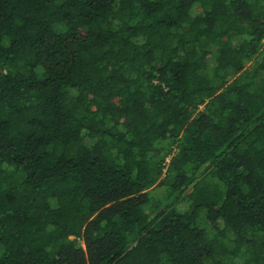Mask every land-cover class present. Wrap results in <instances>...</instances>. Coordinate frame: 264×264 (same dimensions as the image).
<instances>
[{
    "label": "trees",
    "instance_id": "16d2710c",
    "mask_svg": "<svg viewBox=\"0 0 264 264\" xmlns=\"http://www.w3.org/2000/svg\"><path fill=\"white\" fill-rule=\"evenodd\" d=\"M0 264H264V0H0Z\"/></svg>",
    "mask_w": 264,
    "mask_h": 264
},
{
    "label": "rangeland",
    "instance_id": "374dc122",
    "mask_svg": "<svg viewBox=\"0 0 264 264\" xmlns=\"http://www.w3.org/2000/svg\"><path fill=\"white\" fill-rule=\"evenodd\" d=\"M248 64H251V63H248ZM184 205H185V204H184ZM184 205H183V206H184Z\"/></svg>",
    "mask_w": 264,
    "mask_h": 264
}]
</instances>
